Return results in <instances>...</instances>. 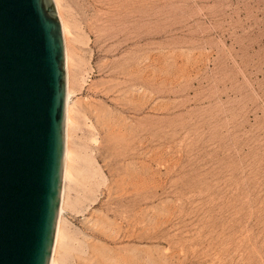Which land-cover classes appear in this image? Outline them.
<instances>
[{"label":"rangeland","instance_id":"1","mask_svg":"<svg viewBox=\"0 0 264 264\" xmlns=\"http://www.w3.org/2000/svg\"><path fill=\"white\" fill-rule=\"evenodd\" d=\"M71 178L56 264H264V0H58Z\"/></svg>","mask_w":264,"mask_h":264},{"label":"water","instance_id":"2","mask_svg":"<svg viewBox=\"0 0 264 264\" xmlns=\"http://www.w3.org/2000/svg\"><path fill=\"white\" fill-rule=\"evenodd\" d=\"M66 108V42L55 1L0 0V264H51Z\"/></svg>","mask_w":264,"mask_h":264},{"label":"bare ground","instance_id":"3","mask_svg":"<svg viewBox=\"0 0 264 264\" xmlns=\"http://www.w3.org/2000/svg\"><path fill=\"white\" fill-rule=\"evenodd\" d=\"M58 9V14L61 18L63 29H64V36L66 42V67H67V108H66V153H65V178H64V188L62 194V203L60 207V214H59V221H58V230L56 235V241L54 246V251L52 255L51 264H56V253L60 243L61 232H62V220H63V213L65 210V202L67 196V182L71 178V160H72V148H71V126L73 123L72 117V108H71V84H70V49L68 46V38L70 36V30L66 20L64 19L61 10L60 4L58 0H54Z\"/></svg>","mask_w":264,"mask_h":264}]
</instances>
